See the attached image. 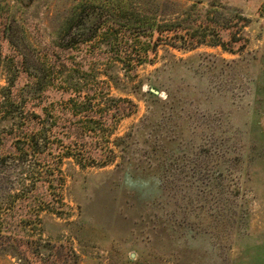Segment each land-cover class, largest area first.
Masks as SVG:
<instances>
[{
	"label": "rangeland",
	"instance_id": "rangeland-1",
	"mask_svg": "<svg viewBox=\"0 0 264 264\" xmlns=\"http://www.w3.org/2000/svg\"><path fill=\"white\" fill-rule=\"evenodd\" d=\"M0 264H264V0H0Z\"/></svg>",
	"mask_w": 264,
	"mask_h": 264
},
{
	"label": "trees",
	"instance_id": "trees-1",
	"mask_svg": "<svg viewBox=\"0 0 264 264\" xmlns=\"http://www.w3.org/2000/svg\"><path fill=\"white\" fill-rule=\"evenodd\" d=\"M86 14H77L74 18L78 22L76 27H71L68 32L69 37L66 40L64 46L72 47L79 42H86L92 40L99 32L103 33L104 27H108V21L103 19L101 15H98L95 10L86 11ZM75 28L73 31L72 29ZM80 30V32H78ZM76 31V32H75ZM10 31L5 30V34H7L8 38H10L12 44L16 47L17 45L14 43V40L8 35ZM11 34V33H10ZM23 47V46H21ZM21 47H17L19 51L24 54ZM37 79V75H35Z\"/></svg>",
	"mask_w": 264,
	"mask_h": 264
},
{
	"label": "water",
	"instance_id": "water-1",
	"mask_svg": "<svg viewBox=\"0 0 264 264\" xmlns=\"http://www.w3.org/2000/svg\"><path fill=\"white\" fill-rule=\"evenodd\" d=\"M151 91H152L153 93H155V94H157V93H158V91H157V90H155V89H153V88H151Z\"/></svg>",
	"mask_w": 264,
	"mask_h": 264
}]
</instances>
